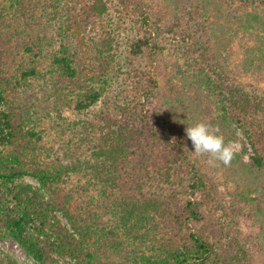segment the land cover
<instances>
[{
	"label": "trees",
	"instance_id": "trees-1",
	"mask_svg": "<svg viewBox=\"0 0 264 264\" xmlns=\"http://www.w3.org/2000/svg\"><path fill=\"white\" fill-rule=\"evenodd\" d=\"M256 2L262 10L247 0H0V146L9 148L2 150L9 159L0 153V181L31 174L49 194L43 200L4 188L0 236H11L41 264H54L50 251L73 264H126L130 256L139 264H254L229 213L214 200L210 175L224 178L232 206L256 224L264 247V198L252 195H264V87L239 79L264 78V0ZM46 9L64 16L65 34L48 98L63 101L77 89L75 106L94 131L90 161L72 168L103 183L125 245L137 244L130 256L107 230L98 233L70 192L51 189L67 168L27 171L18 164L31 137L21 127L26 100L37 101L25 97L22 80L47 54ZM137 29L136 38L129 34ZM195 35L209 47L192 44ZM169 43L183 65L161 58ZM200 121L218 127L226 143L242 132L231 166L210 167L207 156L191 155L185 129ZM47 231L52 240H40ZM8 264L19 263L9 258Z\"/></svg>",
	"mask_w": 264,
	"mask_h": 264
},
{
	"label": "rangeland",
	"instance_id": "rangeland-1",
	"mask_svg": "<svg viewBox=\"0 0 264 264\" xmlns=\"http://www.w3.org/2000/svg\"><path fill=\"white\" fill-rule=\"evenodd\" d=\"M53 2V0H51ZM249 3H253L257 9H261V5L256 0H247ZM48 9H46L47 11ZM262 10V9H261ZM49 11V10H48ZM50 11L46 12V23L48 24L47 33L50 39V44L47 47V54L42 55L39 58L37 64L34 65L35 72L28 74L22 80L23 91L25 97L29 98L34 96L37 101L27 102V112L23 116L21 121L22 130L30 132L31 137L28 138L25 145L28 146V152L25 158L21 159L20 164L23 169L27 171H36L39 168H44L48 171H53L57 168H67L65 173H61L59 181L49 184L54 191H66L70 192L71 198L74 204H77L85 210L91 213V218L95 221L98 229V233L102 234L104 230H107V237L110 234L116 237L119 245L122 247V255L130 256L131 252L136 249L137 244H133L132 241L129 246L125 245L127 242L124 236L120 224V216L117 207L109 200L108 196L105 197V187L100 179L92 172L85 169H73L80 162L90 161L91 146L89 140L93 129L87 122V118L84 113H81L75 106L76 104V92L74 87L71 92L68 93V97H65L63 101L56 99H49L47 89L49 86L53 87L54 81L57 80L58 66L56 64L57 55H61V45H63L64 37V16L61 13L50 15ZM107 24V23H105ZM107 31V25L104 28ZM142 30V29H140ZM129 32L133 37H137L136 33H140L131 30ZM209 42L205 37H199L195 35L192 44L199 46L203 49L208 48ZM208 44V45H207ZM170 47V48H169ZM175 46L171 47L170 43L166 48L162 50L161 58H167V60H177L183 65V59L177 57L179 52L175 50ZM239 48H237L236 54L233 55V61L229 64V67L233 68L240 57ZM174 51V52H173ZM181 51V50H180ZM159 63V60L157 61ZM115 79L114 73H110L107 77L109 84L113 83ZM239 79L244 82H256L260 86L264 87V78L255 81V78L249 75H243ZM89 79H85L83 84L87 83ZM97 85L102 83V78L99 83L94 81L93 84ZM34 85L33 89L30 86ZM158 92L163 93L164 81L161 77H158ZM53 101V102H51ZM2 109V107H0ZM5 134V128L3 124L0 127V135ZM242 141H245V137L240 130H236L235 138L230 142H235L239 145V150L242 149ZM247 151L252 153V149L247 143H245ZM5 144L2 146V150L9 149ZM0 146V153H2ZM190 153L194 148L190 146ZM4 155V154H3ZM7 157V155H4ZM8 158V157H7ZM9 159V158H8ZM10 161V160H9ZM69 168H72L69 170ZM208 174V173H207ZM212 187L215 189V201L226 212L229 213L230 219L233 221L238 237L244 243L246 249L249 251L254 264H264V247L260 244L259 239L255 237L257 230L256 224L254 225L252 220L246 216L245 211L236 212L235 207L232 206L229 190L223 185L224 178L218 173L216 175H210ZM13 187L21 190L26 194L39 198L42 196L43 200L48 199V192L37 182L35 177L31 174H24L13 180L3 179L0 181V197L4 196V188ZM108 190V189H107ZM181 197H185L182 192ZM256 197L264 198L263 194L254 193ZM0 205L2 201L0 200ZM54 215L63 224H67L65 218L60 212L55 211ZM50 236V237H49ZM40 240L50 239L51 234L47 231V235L44 233L39 234ZM92 248L96 249L92 244ZM126 246V247H125ZM128 247V248H127ZM50 258L54 264H73V260L68 256L59 255L52 251L49 252ZM131 261L126 260V264H139L138 256H130ZM13 258L19 264H41L32 259L25 250L8 234L0 236V264H8V259Z\"/></svg>",
	"mask_w": 264,
	"mask_h": 264
},
{
	"label": "clouds",
	"instance_id": "clouds-1",
	"mask_svg": "<svg viewBox=\"0 0 264 264\" xmlns=\"http://www.w3.org/2000/svg\"><path fill=\"white\" fill-rule=\"evenodd\" d=\"M186 137L191 141L196 156H207V164L216 167L222 164L225 167L231 166L239 145L235 142H225L218 127L210 123L200 121L185 129Z\"/></svg>",
	"mask_w": 264,
	"mask_h": 264
}]
</instances>
